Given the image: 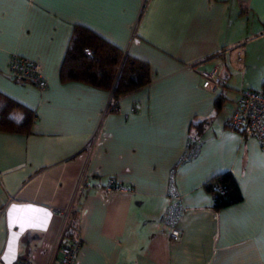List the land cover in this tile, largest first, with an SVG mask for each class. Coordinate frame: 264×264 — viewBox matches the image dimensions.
<instances>
[{
    "label": "crops",
    "instance_id": "1",
    "mask_svg": "<svg viewBox=\"0 0 264 264\" xmlns=\"http://www.w3.org/2000/svg\"><path fill=\"white\" fill-rule=\"evenodd\" d=\"M75 25L150 64L151 83L116 112L109 91L61 80ZM17 53L42 64L45 89L11 79ZM214 67L218 92L202 86ZM241 88L264 89V0H0V92L36 113L30 133L0 131V264L58 263L54 210L71 207L82 176L93 186L74 264H264V146L226 127ZM194 118L209 121L190 156ZM224 171L243 200L216 211L204 183ZM110 179L131 190H106ZM171 189L177 241L162 220Z\"/></svg>",
    "mask_w": 264,
    "mask_h": 264
},
{
    "label": "trees",
    "instance_id": "2",
    "mask_svg": "<svg viewBox=\"0 0 264 264\" xmlns=\"http://www.w3.org/2000/svg\"><path fill=\"white\" fill-rule=\"evenodd\" d=\"M89 50V53H88ZM62 81H79L111 93L108 112L119 109V101L152 81L150 64L125 53L88 27L75 25L70 44L60 70ZM0 131L28 134L36 118L34 110L0 92ZM224 95L215 101L216 110L222 107ZM21 111L15 117L13 113ZM209 118H194L191 122L190 143L199 144ZM179 165V163L177 164ZM204 188L213 197V208L220 211L243 200L241 188L231 171L219 172L210 177ZM86 193L84 191L81 197ZM77 208L71 214L65 232V243H72L80 235Z\"/></svg>",
    "mask_w": 264,
    "mask_h": 264
},
{
    "label": "built area",
    "instance_id": "3",
    "mask_svg": "<svg viewBox=\"0 0 264 264\" xmlns=\"http://www.w3.org/2000/svg\"><path fill=\"white\" fill-rule=\"evenodd\" d=\"M89 53V50H88ZM9 76L16 82L32 83L39 89H45L48 86L47 78L43 72L42 64L32 58L21 54L11 56L9 66ZM202 86L218 92L224 81L219 74L217 67L204 69L201 71ZM226 127L233 131H238L243 135L257 137L264 146V89L257 90L252 88H241L237 92L236 107L226 121ZM198 145L193 144L190 147V156L198 152ZM86 150L89 153L90 147L87 145ZM93 184L88 178L82 176L76 186L75 196L71 207L68 209H55L54 211L64 217V226L62 229L59 261L57 264H74L75 255L82 245L80 235L72 243H65V232L70 224L71 214L77 209L79 199L84 191H87ZM106 190L110 191H130L131 186L117 183L110 179L106 185ZM171 201L166 212L163 214V222L170 228V237L172 240H179L181 230L179 220L183 214L184 206L182 197L174 189L170 190ZM14 264H32L27 259H19Z\"/></svg>",
    "mask_w": 264,
    "mask_h": 264
},
{
    "label": "rangeland",
    "instance_id": "4",
    "mask_svg": "<svg viewBox=\"0 0 264 264\" xmlns=\"http://www.w3.org/2000/svg\"><path fill=\"white\" fill-rule=\"evenodd\" d=\"M13 115H14L15 117H18V116H20V113H19V111H15V112L13 113Z\"/></svg>",
    "mask_w": 264,
    "mask_h": 264
}]
</instances>
